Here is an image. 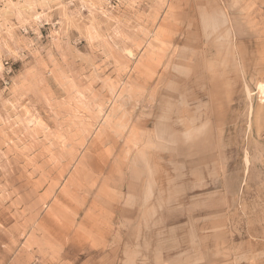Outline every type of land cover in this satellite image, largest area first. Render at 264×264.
Wrapping results in <instances>:
<instances>
[{
  "label": "rangeland",
  "instance_id": "1",
  "mask_svg": "<svg viewBox=\"0 0 264 264\" xmlns=\"http://www.w3.org/2000/svg\"><path fill=\"white\" fill-rule=\"evenodd\" d=\"M163 152L227 169L262 253L264 0H0V264H121L103 197Z\"/></svg>",
  "mask_w": 264,
  "mask_h": 264
},
{
  "label": "crops",
  "instance_id": "2",
  "mask_svg": "<svg viewBox=\"0 0 264 264\" xmlns=\"http://www.w3.org/2000/svg\"><path fill=\"white\" fill-rule=\"evenodd\" d=\"M168 142L160 144L170 149ZM190 154L179 160L163 152L161 161L148 164L150 177L144 178L145 172H140L130 187L127 173L121 174L124 183L120 184L124 186L119 195H104L102 200L106 204L102 203L101 209L109 216L111 227L92 235V243L97 241V245L89 248L106 249L115 230L113 239L120 240L119 250L124 251L121 264H264V251L245 253L250 242L231 239L221 221L226 210L223 192L228 193L227 169L205 160L190 161L196 156ZM147 217L165 220L166 225L163 230L153 231L150 221L144 229L143 218Z\"/></svg>",
  "mask_w": 264,
  "mask_h": 264
},
{
  "label": "bare ground",
  "instance_id": "3",
  "mask_svg": "<svg viewBox=\"0 0 264 264\" xmlns=\"http://www.w3.org/2000/svg\"><path fill=\"white\" fill-rule=\"evenodd\" d=\"M189 109V108H188ZM192 110V109H191ZM194 110V109H193ZM187 113V112H186Z\"/></svg>",
  "mask_w": 264,
  "mask_h": 264
}]
</instances>
